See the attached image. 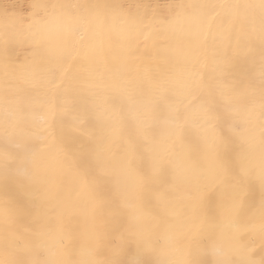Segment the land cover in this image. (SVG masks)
<instances>
[{
    "label": "bare ground",
    "instance_id": "bare-ground-1",
    "mask_svg": "<svg viewBox=\"0 0 264 264\" xmlns=\"http://www.w3.org/2000/svg\"><path fill=\"white\" fill-rule=\"evenodd\" d=\"M16 1L0 0V264H264L258 24L242 38L221 32L220 16L206 29L181 15L187 5L232 0L169 7L159 0ZM241 2L257 6L258 20L259 0ZM10 33L17 38L4 50ZM229 96L239 99L238 111L224 107ZM201 102L220 137L221 163L228 157L227 175L203 201L172 186L179 168L210 164L205 119L192 110ZM230 124L244 129V140ZM101 136L113 160L140 149L132 167L142 175L155 168L139 198L98 168ZM32 151L38 155L30 161ZM235 180L242 184L238 230L224 223ZM134 182V174L124 177L125 185Z\"/></svg>",
    "mask_w": 264,
    "mask_h": 264
},
{
    "label": "snow or ice",
    "instance_id": "snow-or-ice-1",
    "mask_svg": "<svg viewBox=\"0 0 264 264\" xmlns=\"http://www.w3.org/2000/svg\"><path fill=\"white\" fill-rule=\"evenodd\" d=\"M61 7V6H57ZM257 7L254 4L241 2V0H232V2L217 3L212 5H187V10H183L182 16L186 18L196 17L198 18L202 26L206 29L212 27V20H215L217 16L221 19L217 21V27L221 32H230L232 34H240L242 38H246L253 31H255L258 24L261 40L264 41V0H259L260 14L259 18L253 15L252 9ZM211 8L212 12L205 15L203 9ZM219 10V11H217ZM48 23L46 19L43 22H39L38 29H42ZM38 35L37 33H34ZM14 33L8 34L4 41V50L10 40L16 39ZM264 51V50H262ZM262 66V80H264V55L261 57ZM55 86V81H53ZM191 103V101H188ZM228 110L236 112L240 108L239 99L234 96H229L224 105ZM193 113L199 114L205 119V125L202 129V137L208 144V158L210 164L207 168L197 169L190 165L179 168L173 177V187H183L186 189L185 196L191 198L195 196L198 200L203 201L208 189L218 183H221L224 177L227 175L226 162L228 160L227 155L224 157L225 163H221L218 154V145L220 143V137L214 124V120L209 113L207 103L201 102L199 105H193ZM174 120L176 118L174 117ZM178 124V120L176 121ZM196 128H200L198 123L193 125ZM229 131L241 140H244V129L237 124H230ZM109 138L101 136L98 141L97 151L94 159L96 160L98 168L102 172L111 173L116 178L118 188H124L128 193L133 194L136 198H139L140 194L144 191L146 185L155 176V168L151 172H146L143 175L137 172L133 167V157L140 151V149H134L129 156L124 158H118L113 160L110 154L105 152L106 145ZM38 155L37 152H29L27 158L31 161ZM8 160L7 154L4 156L5 173L8 172ZM244 171L242 167V172ZM135 175V182L132 185H125L124 177L129 174ZM260 179L264 182V169L260 173ZM230 189V201L225 205L224 209V223L226 226L239 229L238 223L233 217L234 209L238 206L239 196L242 194L241 181L235 180L229 185ZM20 264H28L26 261H21ZM217 264H226L224 261H217ZM241 264H252L250 260H243Z\"/></svg>",
    "mask_w": 264,
    "mask_h": 264
},
{
    "label": "rangeland",
    "instance_id": "rangeland-1",
    "mask_svg": "<svg viewBox=\"0 0 264 264\" xmlns=\"http://www.w3.org/2000/svg\"><path fill=\"white\" fill-rule=\"evenodd\" d=\"M159 1L164 7H169V5L174 6V4H179V2H181V0H159ZM16 2H20L21 4L25 3L24 0L21 1L17 0ZM26 8H28V4L22 6V9H26ZM23 17L31 21V11L25 10V12L23 13Z\"/></svg>",
    "mask_w": 264,
    "mask_h": 264
}]
</instances>
